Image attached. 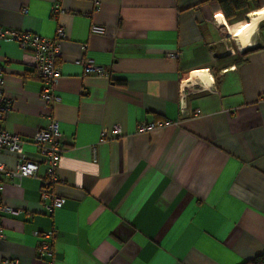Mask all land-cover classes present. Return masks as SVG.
Listing matches in <instances>:
<instances>
[{
  "label": "crops",
  "instance_id": "1",
  "mask_svg": "<svg viewBox=\"0 0 264 264\" xmlns=\"http://www.w3.org/2000/svg\"><path fill=\"white\" fill-rule=\"evenodd\" d=\"M220 1L0 0V27L54 39L61 26L66 34L53 107L39 98L32 54L0 42L11 102L3 127L20 136V158L36 162L34 135L49 117L57 121L54 191L65 200L43 210L42 164L35 176L4 178L1 202L20 214L2 215L0 259L242 264L264 254V21L240 49L231 34L253 10L226 17ZM80 59L108 77L86 76ZM182 107L201 115L181 116ZM155 120L175 124L136 132ZM113 126L122 134L101 140ZM17 158L0 154L8 170ZM47 230L56 234L53 252L39 259L36 233Z\"/></svg>",
  "mask_w": 264,
  "mask_h": 264
},
{
  "label": "built area",
  "instance_id": "2",
  "mask_svg": "<svg viewBox=\"0 0 264 264\" xmlns=\"http://www.w3.org/2000/svg\"><path fill=\"white\" fill-rule=\"evenodd\" d=\"M98 8H95L97 11ZM25 12V9H23ZM62 14V8L58 2H54L51 15L56 18ZM101 30L92 27V32H100ZM66 38L64 29L60 26L56 29L54 39H45L37 34L8 29L0 27V42L16 45L21 51L30 52L33 57L31 64L32 72L38 80L39 98L47 107H53L60 99L53 92V82L60 76V70L57 65V60L61 58L60 43ZM169 58L178 59L176 53L168 55ZM82 64L84 74L91 77H108V73L102 67L95 65L89 59H80L77 61ZM5 62H0V154L7 152L14 154L17 158L13 170H8L4 163L0 162V194L3 191L4 178H16L18 180L25 177L35 176L38 164L45 167V175L40 180L39 186V202L46 214H51L54 210L60 208L65 203V200L58 196L54 187L58 181L57 168L62 156L61 133L58 128V123L53 117H49L45 126L39 129L33 138V143L38 154V160L21 159L20 147L22 140L18 134L10 133L3 127V122L11 111V102L5 96L4 87ZM181 102L183 100L181 97ZM200 111L196 109L192 116H189L184 107L181 108V116L199 117ZM174 122L168 120H155L150 122H141L136 126L137 133H149L163 127L174 125ZM122 131L119 126L113 128L102 129L100 132L101 140H106L110 136H120ZM3 214L19 215L20 211L14 210L5 206L0 199V241L4 238ZM39 240L35 248L37 258L43 259L52 254L53 242L56 234L53 230L37 232ZM0 264H18L13 259H0Z\"/></svg>",
  "mask_w": 264,
  "mask_h": 264
},
{
  "label": "bare ground",
  "instance_id": "3",
  "mask_svg": "<svg viewBox=\"0 0 264 264\" xmlns=\"http://www.w3.org/2000/svg\"><path fill=\"white\" fill-rule=\"evenodd\" d=\"M247 17H248L247 26L243 30H241L240 32L231 34L233 41H235L238 44L240 49H244V48L248 47L250 38L256 32L259 24L262 21H264V7L248 13Z\"/></svg>",
  "mask_w": 264,
  "mask_h": 264
},
{
  "label": "trees",
  "instance_id": "4",
  "mask_svg": "<svg viewBox=\"0 0 264 264\" xmlns=\"http://www.w3.org/2000/svg\"><path fill=\"white\" fill-rule=\"evenodd\" d=\"M253 0H222L220 1V5L222 6L226 17H231L232 13L237 10H245V11H254L258 10L260 6L253 2L251 7H248V3ZM248 9V10H247ZM242 264H264V254H261L252 260L243 262Z\"/></svg>",
  "mask_w": 264,
  "mask_h": 264
},
{
  "label": "rangeland",
  "instance_id": "5",
  "mask_svg": "<svg viewBox=\"0 0 264 264\" xmlns=\"http://www.w3.org/2000/svg\"><path fill=\"white\" fill-rule=\"evenodd\" d=\"M261 7V6H260ZM248 12V11H247ZM247 12H246V14H247ZM246 14H245V16H244V18L242 19V20H244V19H246L247 17H246ZM246 23H247V20H246Z\"/></svg>",
  "mask_w": 264,
  "mask_h": 264
}]
</instances>
